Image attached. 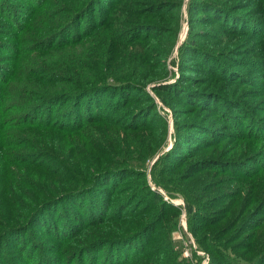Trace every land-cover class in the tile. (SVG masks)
I'll use <instances>...</instances> for the list:
<instances>
[{"label": "trees", "instance_id": "16d2710c", "mask_svg": "<svg viewBox=\"0 0 264 264\" xmlns=\"http://www.w3.org/2000/svg\"><path fill=\"white\" fill-rule=\"evenodd\" d=\"M68 2V8L62 7L67 11L63 20L45 33V39L32 40L27 51L54 50L60 57L67 52V62L32 61L33 57L25 56V48L23 58L17 47L10 50L16 54L14 72L27 66V60L30 63L23 72L33 79H28L26 91H16L14 106L6 102L9 95L0 99L4 100L0 102V264H185L169 241L176 220L172 219V226L165 220L178 210L151 191L145 181L146 162L159 143L147 146L148 124L131 125L130 119H136L132 115L140 109L128 108L131 97L151 101L148 85L167 78L162 60L174 48L175 31L153 19L179 10L183 1ZM186 8L189 12L201 10L194 0H188ZM208 8L204 11L210 10L219 29L228 34L230 27H253L245 16L230 17L226 16L228 10L214 13ZM34 11L29 15L34 16ZM195 19L191 15L190 23ZM255 29L259 27L250 30ZM140 34H144L142 38ZM260 36L264 37L261 22ZM139 45L143 47L136 57L120 54L126 47L129 52ZM76 47L81 56L71 52ZM87 47L89 52L83 51ZM204 56L219 64L209 53ZM128 61L132 62L120 68V62ZM160 85L152 90L164 91L166 85ZM148 112H155L154 107ZM91 134L97 141L89 140ZM165 156L154 163L160 167L152 173V182L169 193V181L158 179L167 162H173ZM129 177L132 183L122 190L128 188L130 193L112 204L109 194L121 188L120 178ZM129 206L138 210L134 216L130 210L125 213ZM156 229L155 242L150 245ZM39 234L51 241H39ZM7 243L17 253L7 251Z\"/></svg>", "mask_w": 264, "mask_h": 264}, {"label": "rangeland", "instance_id": "374dc122", "mask_svg": "<svg viewBox=\"0 0 264 264\" xmlns=\"http://www.w3.org/2000/svg\"><path fill=\"white\" fill-rule=\"evenodd\" d=\"M182 1L179 10L153 19L159 26L175 31L174 48L162 60L168 69L167 78L146 88L152 102L131 97L128 104V108L140 109L129 123L148 124L147 146L159 143L152 159L146 162L145 181L151 191L178 210V216L169 214L165 220L171 226L172 219L176 220L169 241L185 264H264V37L260 36L264 0H194L201 9L196 12L187 10L188 0ZM70 5L68 0L48 4L43 0H0V99L9 95L6 102L11 107L15 105L12 98L16 91H26L28 79L33 78L26 70L23 72L29 66L27 60V66L21 64L23 68L14 72L12 60L16 54L10 50L17 47L18 56L23 58L25 48V56L33 57L32 61L58 65L67 62V52L60 57L54 50L27 51L32 40L45 39V33L53 31L52 27L67 13L62 7ZM208 7L214 13L228 10L226 16L230 17L245 16L259 29L254 32L250 26L240 30L230 27L228 34L219 29L210 10L204 11ZM33 10L34 16L29 15ZM191 15L196 18L193 23ZM164 31L167 35L166 28ZM186 40L187 46L181 52ZM140 47L143 46L129 52L126 47L120 54L136 57L142 51ZM89 48L83 51L89 52ZM71 52L81 56L80 47ZM207 53L219 64L204 56ZM131 62H120V68ZM221 66L224 72L219 77ZM160 84L166 85L164 91L154 92L152 88ZM149 107H154L155 112L148 114ZM58 111L59 106L54 108V114ZM89 138L97 141L95 134ZM164 154L173 162H167L166 171L158 179L169 181V193L152 182V173L160 167L154 163ZM120 180L121 188L109 194L112 204L130 193L128 188H122L132 183V178ZM135 209L129 206L125 213L130 210L134 216L138 211ZM119 223L123 221L116 224ZM157 229L150 236V245L155 242ZM24 239L28 244L27 236ZM38 239L51 241L43 234ZM6 247L17 253L9 244Z\"/></svg>", "mask_w": 264, "mask_h": 264}]
</instances>
